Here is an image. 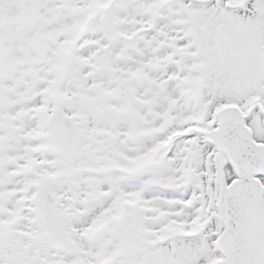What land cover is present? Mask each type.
I'll return each instance as SVG.
<instances>
[{
    "label": "snow or ice",
    "instance_id": "1",
    "mask_svg": "<svg viewBox=\"0 0 264 264\" xmlns=\"http://www.w3.org/2000/svg\"><path fill=\"white\" fill-rule=\"evenodd\" d=\"M0 264H264V0H0Z\"/></svg>",
    "mask_w": 264,
    "mask_h": 264
}]
</instances>
